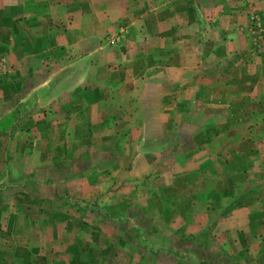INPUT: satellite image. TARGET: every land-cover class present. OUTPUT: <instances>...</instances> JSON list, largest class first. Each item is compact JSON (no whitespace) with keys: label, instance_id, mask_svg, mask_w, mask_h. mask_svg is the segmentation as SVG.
Wrapping results in <instances>:
<instances>
[{"label":"crops","instance_id":"obj_1","mask_svg":"<svg viewBox=\"0 0 264 264\" xmlns=\"http://www.w3.org/2000/svg\"><path fill=\"white\" fill-rule=\"evenodd\" d=\"M145 1L0 0V264H264V3Z\"/></svg>","mask_w":264,"mask_h":264},{"label":"rangeland","instance_id":"obj_2","mask_svg":"<svg viewBox=\"0 0 264 264\" xmlns=\"http://www.w3.org/2000/svg\"><path fill=\"white\" fill-rule=\"evenodd\" d=\"M171 0H165L163 4H166L169 3ZM199 1H202V0H199ZM215 2L217 0H204L202 1L203 2V5L205 6H209L210 7V3L212 2ZM225 1V0H223ZM228 3L232 6V7H229L231 9L233 8H242V7H245V6H250V5H253L254 3L258 2V3H264V0H227ZM147 3V9L151 8L152 6H154V4L150 3L151 0H146L145 1ZM210 2V3H209ZM229 5V6H230ZM142 11L144 10H139L137 11L135 14L136 15H139ZM197 14V18L198 20H201L203 19L204 17V12H196ZM259 11H254V12H250V16H249V21H248V34H250V37L252 39V43H253V46L251 47V53L253 55H259L261 56L262 54H264V32H263V29L261 27V24H260V15H259ZM262 15L264 16V12H262ZM199 21H197V27L199 26ZM199 29V28H197ZM124 30H116V32H114L113 34L111 35H115V36H118L119 34L123 33ZM115 36H110L112 38H115ZM197 205V204H196ZM196 205H194V208H191V211L193 213L197 212L198 210H200L201 208H196Z\"/></svg>","mask_w":264,"mask_h":264},{"label":"built area","instance_id":"obj_3","mask_svg":"<svg viewBox=\"0 0 264 264\" xmlns=\"http://www.w3.org/2000/svg\"><path fill=\"white\" fill-rule=\"evenodd\" d=\"M114 39V43H116L117 44V42H118V38L117 37H115V38H113Z\"/></svg>","mask_w":264,"mask_h":264}]
</instances>
